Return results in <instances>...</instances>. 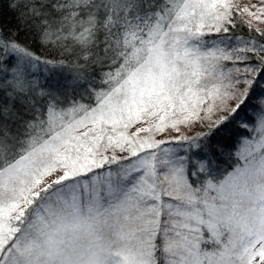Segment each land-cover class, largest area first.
I'll return each mask as SVG.
<instances>
[{"label": "snow or ice", "instance_id": "1", "mask_svg": "<svg viewBox=\"0 0 264 264\" xmlns=\"http://www.w3.org/2000/svg\"><path fill=\"white\" fill-rule=\"evenodd\" d=\"M253 20L264 0H0V264H264Z\"/></svg>", "mask_w": 264, "mask_h": 264}, {"label": "trees", "instance_id": "2", "mask_svg": "<svg viewBox=\"0 0 264 264\" xmlns=\"http://www.w3.org/2000/svg\"><path fill=\"white\" fill-rule=\"evenodd\" d=\"M260 3V2H259ZM253 5H258L256 3H253ZM243 7V6H241ZM2 19L5 23V26L9 29L15 30L16 28V19L14 13L8 10L7 6H5ZM242 20H248L247 16L241 17ZM254 28H258L261 31H264V27H257L253 23ZM233 35H241L244 38H250L255 37L256 39H260L259 35L256 32H250V30L247 27H240L238 26L232 33ZM21 38L25 41H27L29 38L21 34ZM264 55V53H262ZM38 75V73H37ZM254 102V98H253ZM249 118V121L251 122L254 118L255 114L247 113L246 114ZM245 138H249V132L246 131L243 127H234L232 137L227 141H221V143L224 145V147L221 148V151L224 153V158L228 160V162L234 163L236 160V149L239 142H242ZM167 146V145H166ZM231 154V155H229ZM113 167V166H112ZM222 167L227 168V164H223Z\"/></svg>", "mask_w": 264, "mask_h": 264}, {"label": "rangeland", "instance_id": "3", "mask_svg": "<svg viewBox=\"0 0 264 264\" xmlns=\"http://www.w3.org/2000/svg\"><path fill=\"white\" fill-rule=\"evenodd\" d=\"M260 0H235V3L239 4L240 6H249L251 8V6L253 5V3H256L259 5ZM254 10V9H253ZM247 18L249 19V17L247 16ZM253 23L257 26V27H264V22L262 21H255L253 20ZM38 76H39V70L37 71ZM149 124L145 123V124H137L134 125L133 127H131L130 129H128V133H134L136 131L137 128L139 127H148ZM181 130L182 131H187L186 128H184L183 125H181ZM191 134V133H189ZM141 137H148V136H152L154 139L156 140H164L166 138L172 137H178L179 133L175 132L174 130L171 129H167L165 132L163 133H157L155 131V129H153V131L151 133H141L140 134ZM109 155L112 154L111 151L108 153ZM117 156H120L121 153H119L118 151L115 153ZM123 155H127V153H124ZM113 167H115V165H113Z\"/></svg>", "mask_w": 264, "mask_h": 264}]
</instances>
